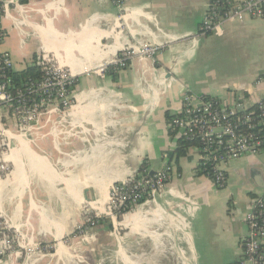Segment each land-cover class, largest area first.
Masks as SVG:
<instances>
[{
  "label": "crops",
  "instance_id": "obj_1",
  "mask_svg": "<svg viewBox=\"0 0 264 264\" xmlns=\"http://www.w3.org/2000/svg\"><path fill=\"white\" fill-rule=\"evenodd\" d=\"M123 7L118 12L112 0H0V54L14 72L37 56L79 72L134 43L165 46L116 74L79 77L71 109L48 106L25 132L0 105L10 141L0 221L19 246L40 244L27 260L9 255L0 264H234L241 257L244 217L264 187V152L225 165L218 189L198 171L196 148L175 159L178 137L168 122L187 93L225 104L259 98L264 22L226 23L220 35H202L208 0H123ZM242 57L249 64L237 74ZM167 165L170 181L152 199L123 220L104 218L74 236L85 207L103 210L112 185Z\"/></svg>",
  "mask_w": 264,
  "mask_h": 264
},
{
  "label": "built area",
  "instance_id": "obj_2",
  "mask_svg": "<svg viewBox=\"0 0 264 264\" xmlns=\"http://www.w3.org/2000/svg\"><path fill=\"white\" fill-rule=\"evenodd\" d=\"M226 2L229 5L222 9L219 7V0H208V10L198 28L200 34L220 35L226 23H241L248 19L264 22V0H244L240 3L223 1L225 4ZM112 3L118 12L123 11V0H112ZM5 37L0 23V44ZM164 47L134 43L110 62L96 67L87 66L79 72L57 65L50 57L37 56L33 65L39 70L40 77L36 80L30 79L23 89L13 92L8 91L9 81L5 77V71L12 70L13 63L8 55L0 54V73L4 79L0 83V105L10 110L20 131L25 132L37 121L38 115L46 107L55 106L62 112L71 109L72 93L79 77L116 74L126 69L133 58L153 59ZM255 86L261 92L257 100L251 101L242 96L231 104L187 93L182 99L181 112L169 119L170 130L178 139L196 144L199 154L198 171L209 178L218 189H222L226 184L225 165L246 156L258 157L264 152V75L256 79ZM0 139L1 179L9 172L2 155L10 149L9 138L1 127ZM171 171V167L167 165L154 173V182L144 172L139 178L112 185L103 210L99 211L92 206L85 207L87 214L83 222L76 227L74 236L82 235L104 218L115 222L119 217L127 216L138 204L156 195L155 186L160 191L165 188L170 181ZM262 171L264 173V167ZM244 222L247 233L241 241V257L234 264H264V187L253 201ZM9 230L10 228L0 221V259L9 255H23L27 260L40 250L39 243L20 247L17 238ZM49 248L52 249L53 245Z\"/></svg>",
  "mask_w": 264,
  "mask_h": 264
},
{
  "label": "trees",
  "instance_id": "obj_3",
  "mask_svg": "<svg viewBox=\"0 0 264 264\" xmlns=\"http://www.w3.org/2000/svg\"><path fill=\"white\" fill-rule=\"evenodd\" d=\"M25 2L27 0H20ZM225 0H219L220 8L225 9L229 4ZM223 6V7H222ZM5 77L9 81L8 91H15L17 89H23L27 82L31 80H36L40 77L39 70L34 65H30L25 70L20 72H14L13 70L5 71ZM4 79L0 73V83H2ZM190 148H196V144L190 141H186L184 139H178L177 146L174 150V157L176 160L186 155Z\"/></svg>",
  "mask_w": 264,
  "mask_h": 264
},
{
  "label": "rangeland",
  "instance_id": "obj_4",
  "mask_svg": "<svg viewBox=\"0 0 264 264\" xmlns=\"http://www.w3.org/2000/svg\"><path fill=\"white\" fill-rule=\"evenodd\" d=\"M245 60H246V57H242V58H241V63L238 64L237 67L234 69V70H236V73H237V74H240L241 72L247 70L246 68L248 67V64H249V63H248L247 61H245ZM235 80H236V81H243L244 78L242 79L241 77H237ZM125 217H126V216H125ZM122 218H124V217H119L118 220H119V219H120V220H123ZM118 220L115 221V222H118Z\"/></svg>",
  "mask_w": 264,
  "mask_h": 264
},
{
  "label": "water",
  "instance_id": "obj_5",
  "mask_svg": "<svg viewBox=\"0 0 264 264\" xmlns=\"http://www.w3.org/2000/svg\"><path fill=\"white\" fill-rule=\"evenodd\" d=\"M148 177H149L150 179H152L153 182L155 181V179H154V172H153V171H149V172H148ZM155 190H156V193H157L158 191H160V190L158 189V187H156V186H155Z\"/></svg>",
  "mask_w": 264,
  "mask_h": 264
}]
</instances>
